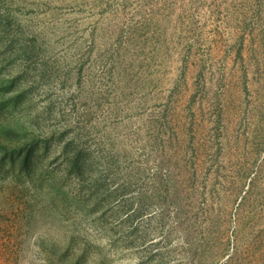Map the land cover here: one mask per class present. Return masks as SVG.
I'll list each match as a JSON object with an SVG mask.
<instances>
[{"label":"rangeland","instance_id":"374dc122","mask_svg":"<svg viewBox=\"0 0 264 264\" xmlns=\"http://www.w3.org/2000/svg\"><path fill=\"white\" fill-rule=\"evenodd\" d=\"M0 264H264V0H0Z\"/></svg>","mask_w":264,"mask_h":264},{"label":"trees","instance_id":"16d2710c","mask_svg":"<svg viewBox=\"0 0 264 264\" xmlns=\"http://www.w3.org/2000/svg\"><path fill=\"white\" fill-rule=\"evenodd\" d=\"M30 142L29 144H32L30 145V147L28 148H24V147H19L18 150L17 149H14V150H17V155L18 157H21L22 158V165H26L27 161L30 160V156L32 155V152L34 150V148L36 147V143L32 142V141H28ZM13 151V150H12ZM89 162L88 159L85 160L80 152H74L71 156V158L69 159V163H70V167H72L73 169H76L77 171V174L81 173V167L82 165L84 167H86L87 165H90V162L89 164L86 165V163ZM94 162H93V159L91 158V167L93 166Z\"/></svg>","mask_w":264,"mask_h":264}]
</instances>
